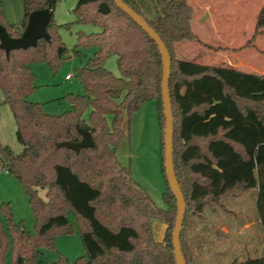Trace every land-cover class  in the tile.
<instances>
[{"label":"trees","instance_id":"trees-1","mask_svg":"<svg viewBox=\"0 0 264 264\" xmlns=\"http://www.w3.org/2000/svg\"><path fill=\"white\" fill-rule=\"evenodd\" d=\"M62 0H24L20 21L6 19L0 0V23L18 37L36 9L55 11ZM162 37L171 55L170 94L173 104V157L187 210L181 233L186 263L191 264L184 230L190 213L225 208L223 200L256 190V212L264 231V74L180 58L176 44L201 41L192 21L189 0H124ZM75 20L48 25L50 40L11 51L0 47V88L13 111L20 153L0 142V171L20 181L34 213L35 231L16 222L10 202L0 205V264H43L42 248H54L59 234L73 231L68 210L76 216L85 255L73 264H176L172 231L177 200L164 168L165 115L162 101L163 62L152 37L114 0H77ZM101 27L96 33L77 34L75 53L93 46V56L77 67L83 93H68L72 108L61 114L44 112L42 103L29 99L37 88L31 63L45 61L56 71L68 53L60 28L73 24ZM264 25V5L257 28ZM225 50V47H210ZM117 56L121 76L104 66ZM156 101L161 127L162 172L166 207L158 206L138 183L130 165L117 156L130 129L133 113ZM89 110L88 118L84 117ZM78 126L92 133L94 146L75 151L58 147L61 141H80ZM46 189V199L38 193ZM167 224L157 240L153 222ZM66 259L50 264H65ZM193 264V261H192ZM231 264H264V256H248Z\"/></svg>","mask_w":264,"mask_h":264},{"label":"rangeland","instance_id":"rangeland-1","mask_svg":"<svg viewBox=\"0 0 264 264\" xmlns=\"http://www.w3.org/2000/svg\"><path fill=\"white\" fill-rule=\"evenodd\" d=\"M194 7L197 0H190ZM249 0H242V4ZM262 0H252L253 16L258 15ZM77 0H62L54 11V20L65 24L75 20L73 9ZM196 5V6H195ZM6 19L9 22L20 21L24 16V0H3ZM247 10H245L246 13ZM248 13V11H247ZM246 13V14H247ZM247 18V15H244ZM194 30L199 31L196 20ZM101 27L93 24H73L71 30L60 28L62 40L68 47V53L59 68L54 71L45 61L33 62L31 67L36 75L37 88L29 99L42 103L43 110L49 114H61L72 108L66 98L68 93H83V86L77 76V67L86 64L88 58L93 56L95 47L81 48L82 56L75 53L77 34L83 31L87 34L99 32ZM180 43V42H179ZM175 53L180 58L190 60L212 61L213 64L227 62L228 50L204 48L202 42L185 40L176 44ZM198 62V61H197ZM104 66L115 75L121 76L117 56L106 59ZM69 74L71 78H66ZM89 110L84 114L88 118ZM17 124L11 106L4 102V93L0 88V142L10 146L14 153H20L23 145L16 135ZM126 134L118 147L117 156L124 165H130L134 179L147 188L155 203L166 207L163 192L166 190L165 178L162 172V143L161 127L157 113L156 101H147L141 108L133 113L130 123H124ZM38 193L46 199V189L38 188ZM10 202L13 218L16 222L23 220L31 232L35 231L34 213L29 197L18 179L5 170L0 171V205ZM224 207L217 206L216 210L206 208L202 213H190L184 230V239L191 264H231L235 260L245 259L248 256H264V231L256 212V190L250 189L223 200ZM68 217L73 225V231L68 234H59L54 248H42L41 259L43 264H50L61 257L66 259L65 264H73L81 255L86 254L76 216L68 210ZM0 219L3 215L0 213ZM155 223V224H154ZM154 233L157 240H162L167 224L155 220ZM248 225H251L248 227ZM203 226H210L209 234L202 236ZM227 226L239 233H224L221 227ZM248 227V228H247ZM205 237V238H204ZM205 239V242H204ZM222 251L220 256L214 252ZM11 253H7V264H10Z\"/></svg>","mask_w":264,"mask_h":264},{"label":"water","instance_id":"water-1","mask_svg":"<svg viewBox=\"0 0 264 264\" xmlns=\"http://www.w3.org/2000/svg\"><path fill=\"white\" fill-rule=\"evenodd\" d=\"M117 6L123 9L128 15H130L156 42L159 51L162 56L163 62V75H162V101L163 111L165 115V127H164V168L166 178L170 189L174 193L177 200V215L172 231V245L174 248V254L176 258V264H187L184 256L181 244V233L184 226V220L186 216V200L178 178L176 176L174 166V116H173V104L170 94V75H171V55L162 37L159 33L131 6H129L124 0H114ZM53 10L50 8H40L33 10L28 17L27 25L18 37L11 36L6 27L0 23V47L6 52V56L9 57L10 53L14 49L28 48L36 46L38 40L41 38L50 40V33L48 31V25L53 16ZM82 138L80 141H61L57 143L58 147H67L75 151H80L81 148L93 147L94 139L92 133L80 126L77 127Z\"/></svg>","mask_w":264,"mask_h":264},{"label":"crops","instance_id":"crops-1","mask_svg":"<svg viewBox=\"0 0 264 264\" xmlns=\"http://www.w3.org/2000/svg\"><path fill=\"white\" fill-rule=\"evenodd\" d=\"M197 1V6L195 5L196 7H194L193 5L195 15L192 26L194 29L193 23L196 20L201 32L194 31L200 37L204 48L225 47V50H228V54L226 55L227 62L223 61L217 65L264 74V25L257 28V21L261 8L264 5V0L261 2L257 16H253L252 0L246 1L244 5L242 4V0ZM245 10L248 11V13L246 11L247 14ZM244 15H247V18H244ZM183 42L185 40L180 43ZM197 61L213 64L212 61ZM154 224L153 226H155ZM209 228L210 226H203L200 234L206 236L209 234ZM220 230L226 234L229 232L241 234L243 231L234 229L232 231L227 226H222ZM221 252L217 250L214 254L219 257ZM240 260L242 259L238 261Z\"/></svg>","mask_w":264,"mask_h":264},{"label":"built area","instance_id":"built-area-1","mask_svg":"<svg viewBox=\"0 0 264 264\" xmlns=\"http://www.w3.org/2000/svg\"><path fill=\"white\" fill-rule=\"evenodd\" d=\"M67 78H71V76L68 74V75H67Z\"/></svg>","mask_w":264,"mask_h":264}]
</instances>
